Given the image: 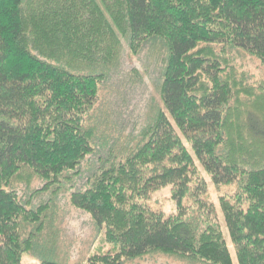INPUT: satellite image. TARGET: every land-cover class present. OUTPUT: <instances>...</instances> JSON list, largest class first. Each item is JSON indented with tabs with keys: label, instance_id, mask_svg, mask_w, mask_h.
Listing matches in <instances>:
<instances>
[{
	"label": "trees",
	"instance_id": "16d2710c",
	"mask_svg": "<svg viewBox=\"0 0 264 264\" xmlns=\"http://www.w3.org/2000/svg\"><path fill=\"white\" fill-rule=\"evenodd\" d=\"M121 39L132 53L161 43L162 107L134 149L101 161L84 190L70 194L72 207L113 246L83 264H124L155 251L233 264L214 208L202 199L207 184L196 161L215 186L236 184L219 204L236 262L264 264V166L235 158L244 154L229 141L232 91L216 55L237 49L264 64V0H0V264H24L51 208L26 210L5 185L25 168L43 182L35 195L65 190L86 158L105 149L85 120L119 67ZM253 111L243 126L250 143L262 146L264 121ZM165 187L176 215L148 206ZM186 199L203 219L193 210L186 218ZM22 222L35 226L26 240ZM39 264L60 263L42 257Z\"/></svg>",
	"mask_w": 264,
	"mask_h": 264
},
{
	"label": "rangeland",
	"instance_id": "374dc122",
	"mask_svg": "<svg viewBox=\"0 0 264 264\" xmlns=\"http://www.w3.org/2000/svg\"><path fill=\"white\" fill-rule=\"evenodd\" d=\"M121 51L117 71L113 73L110 80L100 85L101 88L97 94L98 102L93 107L92 116L85 120V126L96 128L100 144L106 139L105 149L98 146L94 154L86 158L80 165L79 176L72 177L71 183L66 185L65 190L39 194V189L43 186L42 180L37 179L31 170L25 168L20 170L9 185H5L6 191L13 192L26 210L36 209L44 204L51 205L44 218L46 227L34 238L33 251L23 255L24 264H39L42 257L51 259L53 257L60 264H83L89 255L113 251V246L105 243V233L96 229L87 213L72 207L69 196L75 190H84L87 176L96 167L99 168L102 162L114 156H121L120 150L125 152L128 149H134L139 144L143 128L149 125L155 112L162 107L158 94V82L162 53L165 50L162 49L161 43L146 42L132 53L126 41L122 40ZM217 52L221 70L219 77L228 82L227 85L232 91L227 108L232 115L233 125L228 128L230 140L227 139V141L233 143L235 149L238 148L243 152L244 155H236L235 158L238 161L244 162L242 160L245 156L248 160L251 159L254 163L264 166V144L260 143L262 146H257L253 145V142L250 143V139L246 137V128L243 126L246 112L253 110L264 121V64L260 58L237 49L226 48L222 51L217 48ZM237 131H241L240 138L236 134ZM225 132L227 133V130ZM235 151L238 153L239 150ZM196 166L197 172L207 184V191L202 199L212 204L223 230L232 262L238 264L219 206L221 198L231 197L236 191V184L217 187L197 161ZM243 167L251 169L252 165L244 164ZM37 191L39 195H35ZM183 204L185 207H191L186 218L190 216L192 210L197 212L194 214L196 218L203 219L202 217L205 216L199 208L190 203L189 199H186ZM148 206L166 216L177 213L176 204L171 196V187L154 192ZM34 227L22 222L20 237L23 240L29 238L28 235L35 232ZM124 264L198 263L155 251Z\"/></svg>",
	"mask_w": 264,
	"mask_h": 264
}]
</instances>
